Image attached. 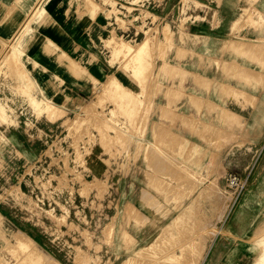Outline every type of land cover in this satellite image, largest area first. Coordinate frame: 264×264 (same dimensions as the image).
<instances>
[{
	"label": "rangeland",
	"instance_id": "374dc122",
	"mask_svg": "<svg viewBox=\"0 0 264 264\" xmlns=\"http://www.w3.org/2000/svg\"><path fill=\"white\" fill-rule=\"evenodd\" d=\"M49 1H39L38 7L42 11L31 16L24 30L3 44L0 54V102L5 103L9 109V116L5 118L7 120L0 118V264H185L189 256L194 257L190 264H199L207 250L204 248L200 251V237L206 240L214 235L218 222L211 219L221 218L239 197L229 187L227 177L221 183L216 180L210 182L199 191L196 198H191V202L198 199L201 205L187 208L186 213L190 215L188 219L184 220L183 216L181 221L175 223L174 230L183 233L182 236L163 237L152 247L136 253L138 244L133 233L124 226L120 232L117 230L119 217H124L121 214L122 207L119 203L108 201L112 195L108 177L102 178L94 173L92 165L98 163L92 161V155L97 147H102L108 154L104 162L115 170L129 168L132 163H139L141 166L144 157L151 184L165 196L167 202L175 200L177 196L183 198L191 195L198 183L208 179L201 176V173L200 177L196 174L192 176L190 172L193 167L186 164L185 159L172 164L170 174L159 175L158 170L168 168V162H164L168 159L163 146L174 144L161 139L152 142L149 138V123L156 104L170 102L165 115L168 118L167 113L171 111L169 108L186 97L185 80L190 75L186 69L188 65L181 60L177 61L172 53L176 52L178 58L186 53L188 42L185 37L190 39L191 26L201 20L197 16L199 10L193 12V15L188 12L194 8L200 9L201 1L148 0L146 3L144 0H85L88 1V6L93 1L98 4L96 6L93 3L92 8L96 6L94 10L103 12L108 19L107 34L101 43L110 63H118L119 66L107 82L97 86L92 97L77 107L67 104L62 106L50 96L41 95L31 73L34 61L30 55L26 57L28 49L35 46L39 27L49 12ZM158 1V8L169 7L164 13L153 7L154 2ZM244 14L245 22L243 20L241 23L244 26L251 24L256 28L264 27V16H256L253 8H245ZM171 15L178 18L182 43L178 38L175 39L177 29L170 25ZM240 21H235V28L240 26ZM235 39L239 42L232 40L229 44L237 52H248L250 45H254L244 42L248 41L246 37L238 35ZM146 40L150 45L144 55L145 70L139 80L133 77L130 69H126V64H129L128 56L121 55L122 53L118 56L112 50L119 43H125L130 44L135 51ZM14 47L18 48L19 61L14 60L10 64L6 62L5 55L8 56V49ZM217 60L211 58L207 64L212 67L216 61L217 65L219 63V66H223V61L228 65H224L226 68L222 69L226 71L229 68L230 72H234L227 70L228 74L237 75L241 71L243 75L249 73V68L237 60ZM34 64L39 66L38 62ZM74 64L81 67L79 63ZM113 76H118L126 89L133 93L131 102H128L130 96H127L129 99L119 98L116 101L111 95L100 94ZM198 77H205L211 82L208 76ZM235 87L231 83L222 82L223 91L228 92L227 94L230 92L234 96ZM34 95L44 101H53L61 107L62 110L58 112L60 115L52 117L36 110L31 100ZM226 107L222 106V109L225 110ZM130 109L135 111L134 116L128 113ZM160 109L164 111L163 106ZM227 114L229 113L223 115V122H236L237 116ZM205 126L207 132L215 133L219 139L230 140L232 137L220 125L210 123ZM152 130L155 131L154 124ZM175 145L178 151L174 150V153L182 155L184 141L176 140ZM222 146V143H216V147ZM163 176H168L171 181ZM175 181L176 185L173 184ZM186 184L190 186L188 189L180 187ZM216 188H219L218 192ZM204 201H209L210 204L202 205ZM180 206L178 202L176 207ZM138 213L141 215L134 205L127 208L128 219L133 216L136 218ZM211 213H214L213 216ZM191 217L193 220H190ZM209 218L211 219L208 220ZM257 230V243L261 249L258 258H264V217ZM197 237L199 240L195 239ZM179 249L181 256H176ZM26 255L30 258L26 259ZM169 255L170 260L166 259Z\"/></svg>",
	"mask_w": 264,
	"mask_h": 264
},
{
	"label": "crops",
	"instance_id": "0c3cea01",
	"mask_svg": "<svg viewBox=\"0 0 264 264\" xmlns=\"http://www.w3.org/2000/svg\"><path fill=\"white\" fill-rule=\"evenodd\" d=\"M39 1L0 0V54L3 44L17 36ZM200 1V9L194 8L188 12L193 15L199 10L197 16L201 20L191 26L190 39L185 37L188 42L186 53H182V58H178L176 52L172 53L173 58L188 65L186 69L190 75L185 80L186 97L169 108L168 118L165 115L170 102L156 104L149 123V138L152 142L161 139L174 144L163 146L168 159L164 162H168V168L158 170L159 175L170 174L171 165L185 159V163L191 164L198 177L201 173L208 179L198 183L191 195L167 202L165 196L151 184L144 157L141 166L132 163L129 168L115 170L104 162L108 154L102 147H97L92 161L99 165L94 164L92 168L100 177H108L112 192L108 201L119 203L124 216L119 217L117 230L120 232L124 226L133 233L138 244L136 252L152 247L163 237L182 236L183 233L174 230L175 223L181 221L183 216L184 220L188 219L190 215L186 213L187 208L201 205L198 199L191 202V198H196L204 186L215 180L221 183L230 173L246 176L248 181L245 188L223 217L208 219L218 222V228L210 239L200 237V251L207 249L201 264H256L261 250L256 238L257 228L264 217V27L256 28L251 24L244 26L241 23L243 20L245 22V8H253L256 16H264V0ZM153 7L161 13L169 8H158L156 4ZM48 9L39 27L35 46L28 49L26 57L30 55L31 60L39 63V66L34 62L31 64V73L41 95L50 96L59 105L77 107L92 97L97 86L112 76L119 66L118 63H110L101 43L107 34L108 19L103 12H96L88 6L85 0H50ZM171 17L170 25L177 29L175 39L178 38L182 43L178 18ZM237 19L241 20L240 26L235 28ZM238 35L248 39L244 42L256 45H250L248 52L234 51L229 42L239 41L235 39ZM211 58L237 60L246 65L251 73L241 77L227 74L216 61L210 67L207 62ZM74 62L79 63L81 69ZM198 76H208L211 84L208 79ZM222 82L248 90L253 95L251 102L237 100L227 94L223 91ZM161 106L164 111L160 109ZM222 106L236 112L239 116L236 123L223 122ZM209 123L220 125L224 131L226 129V133L232 135L231 139H219L215 133L207 132L204 126ZM153 124L155 131L152 130ZM176 140L184 141L182 155L174 153L177 150ZM217 142L223 146L216 147ZM163 177L171 181L168 176ZM173 184L176 185V181ZM180 187L188 189L190 186L186 184ZM178 202L181 206L177 208ZM209 204V201L202 203L205 206ZM133 205L141 215L128 219L126 209ZM190 220H193L192 217ZM195 239L199 240L198 237ZM178 254H181L180 249L176 256ZM169 256L166 259L170 260ZM193 258L189 256L185 264H190Z\"/></svg>",
	"mask_w": 264,
	"mask_h": 264
},
{
	"label": "bare ground",
	"instance_id": "6f19581e",
	"mask_svg": "<svg viewBox=\"0 0 264 264\" xmlns=\"http://www.w3.org/2000/svg\"><path fill=\"white\" fill-rule=\"evenodd\" d=\"M89 1V0H88ZM88 1L86 2V4L88 3ZM114 1V0H113ZM93 3H94V1L92 2V4H91V7H93L92 5H93ZM95 4V3H94ZM114 4H115V2H114ZM96 5V4H95ZM98 5V4H97ZM96 5V6H97ZM196 5V4H195ZM199 5V4H198ZM96 6H94L95 8H96ZM36 8V7H35ZM86 8H87V6H86ZM94 8V9H95ZM114 8V7H113ZM98 9V8H97ZM40 11H42V8H40L39 9V7L37 6V8L35 9V11L29 16V18L27 19V21L30 19V17L31 16H33V15H35L36 13H38V12H40ZM93 12H94V10H93ZM38 15V14H37ZM43 16H44V14H43ZM93 17V16H92ZM26 20H25V23H24V25L22 26V28L19 30V32L21 31V30H23L24 28H25V26L27 25V24H29L28 22H27ZM137 28V27H136ZM25 32V31H24ZM169 36V35H168ZM21 38V37H20ZM114 38V37H113ZM171 38V37H170ZM167 39H165V41H166ZM258 40V39H257ZM116 41V40H115ZM117 42V41H116ZM123 42V41H122ZM239 42V41H238ZM142 43V42H141ZM150 42H148L147 40L146 41H143V43H142V45L138 48V49H134L135 51H133L132 50V47L131 46H129L128 44H125V43H119V46L117 45L116 47H115V49L114 50H112L114 47L111 45V47H113L111 50L114 52V54H118V56L121 54V55H125L126 57L128 56V58H129V64H126V69H130V71L131 72H133V77H136L137 79H141L140 77H142L143 76V73H144V70H145V65H144V55H145V53H147V50H148V47H149V44ZM235 43V42H234ZM117 44V43H116ZM231 44H233V42L231 43ZM237 44V43H236ZM239 44V43H238ZM242 44H243V42H242ZM242 44H241V47H242ZM230 45V44H229ZM246 45V44H245ZM250 45V44H249ZM254 45H256V44H254ZM234 46H235V44H234ZM237 46H239V45H237ZM236 46V47H237ZM243 46H244V44H243ZM57 48V47H56ZM235 48V47H234ZM244 48V47H243ZM251 48V47H250ZM264 48V47H263ZM236 49V48H235ZM247 49V48H246ZM9 52H8V56H6L5 54V57H6V62H8V63H13L14 62V60H18V48H16V47H14L13 49H11V50H8ZM179 51H180V49H179ZM240 51V50H239ZM241 51H243V50H241ZM240 51V52H241ZM255 51H257V50H255ZM149 52V51H148ZM262 53V52H261ZM114 54H113V57H115L114 56ZM259 54V53H258ZM3 55V56H4ZM117 56V57H118ZM260 56V55H259ZM65 57V56H64ZM2 59V58H1ZM3 59H4V57H3ZM249 59V58H248ZM19 61V60H18ZM17 61V62H18ZM113 61V60H112ZM217 61H219V60H217ZM257 61V60H256ZM220 62V61H219ZM235 62V61H234ZM22 63V62H21ZM221 63H224V65H226L227 63H225V62H221ZM231 64V63H230ZM16 65V64H15ZM167 65V64H166ZM222 66V64H221V66H219V63H218V66L220 67V68H226V66ZM228 65V64H227ZM233 65V64H232ZM21 66V65H20ZM23 66V65H22ZM229 66H231V65H229ZM237 66V65H236ZM240 66V65H239ZM239 66H238V68H239ZM9 67V66H8ZM16 67V66H15ZM233 67V66H232ZM21 68V67H20ZM19 68V69H20ZM228 68V67H227ZM242 68V67H241ZM245 68H246V66H245ZM168 69V68H167ZM170 69H171V67H170ZM179 69V68H178ZM224 70V69H223ZM227 70L229 71V68L228 69H226V71L225 72H227ZM230 70H231V67H230ZM232 70H234L235 71V69L234 68H232ZM236 70H238V69H236ZM242 70H244L245 71V69H243L242 68ZM17 71H18V69H17ZM166 71V70H165ZM168 71V70H167ZM240 71H241V69H240ZM23 72V71H22ZM24 72L26 73V71L24 70ZM230 72V71H229ZM228 72V73H229ZM233 71H231L230 73H232ZM235 72H237V71H235ZM246 73H247V70L245 71ZM175 73V72H174ZM173 73V74H174ZM190 73V72H189ZM227 73V74H228ZM234 73V72H233ZM238 73H239V70H238ZM244 73V72H243ZM249 73H251V72H249ZM75 74V73H74ZM226 74V73H225ZM237 74V73H236ZM240 74V73H239ZM239 74H237V75H239ZM241 74H242V71H241ZM240 74V75H241ZM20 75H21V73H20ZM23 75V74H22ZM21 75V76H22ZM27 75V74H26ZM186 75V74H185ZM184 75V76H185ZM239 75V76H240ZM243 75V74H242ZM244 75L246 76V74L244 73ZM260 75V74H259ZM5 76V75H4ZM24 76V75H23ZM253 76V75H252ZM12 77V76H11ZM15 77V76H14ZM28 77V76H27ZM112 77V76H111ZM186 77V76H185ZM241 77V76H240ZM243 77V76H242ZM249 77H250V75H249ZM256 77H257V75H256ZM18 78H20V77H18ZM25 78V77H24ZM30 78V77H29ZM184 78V77H183ZM205 78V77H204ZM203 78V79H204ZM244 78V77H243ZM248 78V77H247ZM252 78V77H251ZM259 78V77H258ZM242 79V78H241ZM245 79V78H244ZM249 79V78H248ZM254 79V78H253ZM256 79V78H255ZM262 79V78H261ZM260 79V80H261ZM31 80V79H30ZM134 80V79H133ZM239 80H240V78H239ZM246 80V79H245ZM257 80V79H256ZM20 81V80H19ZM28 81V80H27ZM243 81V80H242ZM264 81V80H263ZM107 82V81H106ZM139 82V81H138ZM211 83V82H210ZM209 83V84H210ZM264 83V82H263ZM29 84V83H28ZM207 84V83H206ZM33 85V84H32ZM125 84H123L122 83V81L120 80V78L118 77V76H113V78L111 79V81H110V83L107 85V86H105V88H103L104 90H103V92H101L100 94L101 95H104V96H112V98L113 99H116V101H117V99H121V100H126L128 97L127 96H130V101H128V102H131V100L133 99L132 97H133V93L132 92H130L129 90H127L126 89V85L124 86ZM205 85V84H204ZM209 87V86H208ZM15 88V87H14ZM35 88V87H34ZM172 88V87H171ZM210 88V87H209ZM224 88V87H223ZM227 88H229L230 89V87H228L227 86ZM225 89V88H224ZM223 89V90H224ZM232 89V88H231ZM170 89H168V91H169ZM227 90V89H226ZM233 90V89H232ZM171 91V90H170ZM173 91V90H172ZM229 91V90H228ZM181 92V91H180ZM183 92V91H182ZM226 92V91H225ZM232 92V91H231ZM234 92H235V94H234V97L236 96L237 97V99H239V100H241V99H243V100H245V101H249L252 97H253V95L248 91V90H246V89H244V88H241V87H235V90H234ZM130 93H131V95H130ZM228 93V92H227ZM182 94H184V93H182ZM168 95V94H167ZM176 95V94H175ZM229 95H231L230 94V92H229ZM124 96H126L125 98H123L122 99V97H124ZM171 96V95H170ZM235 97V98H236ZM254 97H256V96H254ZM169 98V97H168ZM119 99V100H120ZM129 99V98H128ZM256 99V98H255ZM31 100H32V104H33V106L35 107V109L36 110H38V111H40V112H45V113H48V115H50V116H59L60 114H58V112L60 111V110H62V108L61 107H59L58 105H56L53 101H47V100H42V99H39V98H36L35 97V95L34 96H32V98H31ZM98 100V99H97ZM100 100V99H99ZM118 100V101H119ZM177 100V99H176ZM193 100V99H192ZM93 102V101H92ZM122 102H124V101H122ZM250 102H251V100H250ZM121 103V102H120ZM246 103V102H245ZM251 105V104H250ZM127 106V105H126ZM85 107V106H84ZM123 108V107H122ZM126 108V107H125ZM168 109V108H167ZM171 109V108H170ZM222 110H224V109H222ZM173 111V110H172ZM225 111V112H224ZM223 112H224V114L223 115H225L226 113H229V114H227V116H229V115H231V116H238L237 114H236V112L235 111H233V109H231V108H229V107H226L225 108V110H224ZM126 113V112H125ZM128 113L131 115V116H134L135 115V111H132L131 109H130V111H128ZM175 112H173V114H174ZM167 114H169V113H167ZM239 114V113H238ZM221 115V114H220ZM7 116H9V109H8V107L5 105V103L3 104V103H1L0 102V118H6ZM230 116V117H231ZM51 117V118H52ZM226 117V116H225ZM239 117V116H238ZM228 118V117H227ZM232 120H233V117L231 118ZM5 120H7V119H5ZM236 120V119H235ZM234 121V120H233ZM211 122V121H210ZM235 122V121H234ZM205 123V122H204ZM236 123V122H235ZM239 123H240V121H239ZM210 124V123H209ZM187 127V126H186ZM205 128H206V126H204ZM101 128V127H100ZM105 128V127H104ZM197 128V127H196ZM102 129H103V127H102ZM194 129V128H193ZM211 129H213V128H211ZM105 130V129H104ZM210 130V129H209ZM216 130V129H215ZM207 131H208V129H207ZM216 131H218V130H216ZM222 131V130H221ZM104 132V131H103ZM166 132V131H165ZM223 132V131H222ZM228 132V131H227ZM199 133V132H198ZM225 133V132H224ZM196 134V133H195ZM170 135V134H169ZM202 135H203V132H202ZM168 136V135H167ZM201 137H203V136H201ZM205 137V136H204ZM203 137V138H204ZM218 137V136H217ZM212 138H214V137H212ZM222 142V141H221ZM218 143V142H217ZM187 169V168H186ZM189 170V169H188ZM191 170V169H190ZM189 170V171H190ZM191 174H192V176L193 175H198L197 174V172L195 171V170H191V172H190ZM196 178V177H195ZM197 179V178H196ZM215 184H216V182H215ZM217 186V184L215 185V187ZM219 189V188H218ZM217 188H216V191L218 190ZM221 190V189H220ZM214 191V190H213ZM212 191V192H213ZM211 192V193H212ZM218 192V191H217ZM222 192V191H221ZM223 193V192H222ZM224 194V193H223ZM219 195V194H218ZM221 196V195H220ZM225 196H227V195H225ZM178 197V196H177ZM231 197V196H230ZM220 198V197H219ZM226 200V199H225ZM193 201H195V200H193ZM220 201V200H219ZM222 201V200H221ZM227 201V200H226ZM230 201V200H229ZM224 202V201H223ZM194 203V202H193ZM228 204H226V206H227ZM225 206V207H226ZM134 209H135V207H134ZM127 210V209H126ZM130 211H132L131 210V208H130ZM135 211V210H134ZM226 211H227V209H226ZM226 211L224 212V214L226 213ZM223 212V211H222ZM130 213V212H129ZM132 213V212H131ZM139 214V213H138ZM117 215V214H116ZM129 215V214H128ZM222 215V214H221ZM133 216V215H132ZM227 216V215H226ZM134 217V216H133ZM141 217V216H140ZM221 217H223V215L221 216ZM141 219H143V218H141ZM133 220V219H132ZM134 221V220H133ZM148 221V220H147ZM140 222H141V220H140ZM217 232V231H216ZM219 232V231H218ZM221 232H222V230H221ZM108 233V232H107ZM215 233V232H214ZM130 236V235H129ZM126 237V236H125ZM17 241V240H16ZM22 241V240H21ZM19 242H20V240H19ZM26 244V243H25ZM263 244V243H262ZM20 246V245H19ZM10 247V246H9ZM11 248H12V246H11ZM20 248V247H19ZM23 249V248H22ZM27 251V250H26ZM139 252V251H138ZM138 252H136V253H138ZM20 253V252H19ZM36 255V254H35ZM181 255V254H180ZM203 255V254H202ZM205 255H206V253L203 255V257L201 258V260H200V262H199V264H201L202 263V261H203V259L205 258ZM137 256V255H136ZM27 257V258H26ZM26 259H29L30 257H29V255H26ZM170 257V256H169ZM174 257V256H173ZM130 258H132V256L130 257ZM40 259H42V258H40ZM173 259H175V257L173 258ZM130 260V259H129ZM24 262H25V260H24ZM41 263V262H40ZM41 264H43V262L41 263ZM196 264H198V263H196ZM255 264V263H254ZM256 264H264V258H258V260H257V262H256Z\"/></svg>",
	"mask_w": 264,
	"mask_h": 264
},
{
	"label": "built area",
	"instance_id": "2783aa9c",
	"mask_svg": "<svg viewBox=\"0 0 264 264\" xmlns=\"http://www.w3.org/2000/svg\"><path fill=\"white\" fill-rule=\"evenodd\" d=\"M122 1V0H119ZM146 3L149 2L148 0H144ZM120 3V2H119ZM156 5L159 6V1L154 2ZM120 7H122V4L120 3ZM124 6V4H123ZM122 9L124 10V7H122ZM110 23L113 24V22L111 21ZM228 182H229V187L233 190V192L235 194H239L246 186L248 178L245 176H241L237 173H230L227 177Z\"/></svg>",
	"mask_w": 264,
	"mask_h": 264
}]
</instances>
